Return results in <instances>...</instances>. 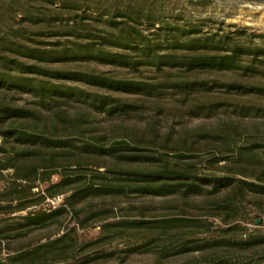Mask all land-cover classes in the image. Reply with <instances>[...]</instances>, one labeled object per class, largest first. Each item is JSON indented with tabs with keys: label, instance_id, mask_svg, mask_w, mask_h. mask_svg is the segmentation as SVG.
Wrapping results in <instances>:
<instances>
[{
	"label": "trees",
	"instance_id": "obj_1",
	"mask_svg": "<svg viewBox=\"0 0 264 264\" xmlns=\"http://www.w3.org/2000/svg\"><path fill=\"white\" fill-rule=\"evenodd\" d=\"M55 3L0 0V264H264L229 164L264 148L262 53Z\"/></svg>",
	"mask_w": 264,
	"mask_h": 264
},
{
	"label": "rangeland",
	"instance_id": "obj_2",
	"mask_svg": "<svg viewBox=\"0 0 264 264\" xmlns=\"http://www.w3.org/2000/svg\"><path fill=\"white\" fill-rule=\"evenodd\" d=\"M60 3L61 0H56L54 6ZM80 3L79 13L88 19L110 10L117 11L119 16L116 20L126 19L130 22L137 16L134 11H138L139 18L133 24L144 33H152L163 23L165 27H178L186 31L191 29L189 37L198 40L205 36L227 34L240 43L250 42L264 57V0H80ZM144 15H149L148 19ZM44 40L54 41L53 38ZM203 119L189 117L188 124L197 125ZM229 164L233 172L247 184L238 216V222L244 227L243 237L250 235L257 239L263 238L264 148L241 150L229 160ZM56 179L57 176H53V180ZM60 201L61 197L49 200L54 207ZM9 216L0 214V225L9 220ZM66 221L72 225L73 219L68 218ZM96 231L97 228L91 227L82 229V232L88 233L86 239L94 236ZM113 246L124 247L120 242H114Z\"/></svg>",
	"mask_w": 264,
	"mask_h": 264
}]
</instances>
